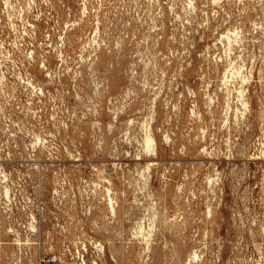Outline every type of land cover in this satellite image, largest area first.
Returning <instances> with one entry per match:
<instances>
[{
  "label": "rangeland",
  "instance_id": "obj_1",
  "mask_svg": "<svg viewBox=\"0 0 264 264\" xmlns=\"http://www.w3.org/2000/svg\"><path fill=\"white\" fill-rule=\"evenodd\" d=\"M0 264H264V0H0Z\"/></svg>",
  "mask_w": 264,
  "mask_h": 264
},
{
  "label": "bare ground",
  "instance_id": "obj_2",
  "mask_svg": "<svg viewBox=\"0 0 264 264\" xmlns=\"http://www.w3.org/2000/svg\"><path fill=\"white\" fill-rule=\"evenodd\" d=\"M145 144L147 146V148L150 150L152 149L154 143H155V138L153 137V135L151 134V132H148L146 134V138H145Z\"/></svg>",
  "mask_w": 264,
  "mask_h": 264
}]
</instances>
